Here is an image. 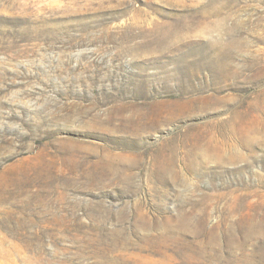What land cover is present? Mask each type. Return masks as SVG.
Wrapping results in <instances>:
<instances>
[{"label":"rangeland","instance_id":"rangeland-1","mask_svg":"<svg viewBox=\"0 0 264 264\" xmlns=\"http://www.w3.org/2000/svg\"><path fill=\"white\" fill-rule=\"evenodd\" d=\"M0 16L86 30L28 67L40 103L5 97L43 115L0 136V162L28 151L0 168V264H264V0H0Z\"/></svg>","mask_w":264,"mask_h":264},{"label":"trees","instance_id":"trees-1","mask_svg":"<svg viewBox=\"0 0 264 264\" xmlns=\"http://www.w3.org/2000/svg\"><path fill=\"white\" fill-rule=\"evenodd\" d=\"M85 32L86 30L75 26H70L69 31L66 28H59V26H31L30 22L20 17L11 19L0 16V60L5 61V63L0 62V121L6 120V124H0V136H14L15 130L12 127L15 122H19L30 132L33 124L32 119L41 118L43 115L42 110L31 111L28 108L11 106L8 103L9 99L5 98L8 95L11 98L10 93L20 89L28 93L24 98L32 97L29 99H35V103L41 102L45 94L43 91L45 86L44 73L39 69L35 71L28 67L34 66L36 60L43 57L45 52L43 47L50 42L60 45V37L75 39L85 35L82 34ZM15 63L20 64V66L12 69ZM31 91L36 93H31ZM56 96L60 97V93L57 92ZM62 96L68 98L67 95L62 94ZM25 138L26 140L31 139L30 137ZM35 142L40 143V141ZM26 153L28 151L24 150L18 155ZM18 155L2 160L0 168L5 162L11 161ZM100 237L103 239L106 236L100 235ZM100 243L98 242V245ZM109 244L110 242H107L100 246H108Z\"/></svg>","mask_w":264,"mask_h":264}]
</instances>
